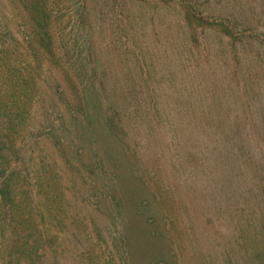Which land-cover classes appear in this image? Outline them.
I'll return each mask as SVG.
<instances>
[{"label":"rangeland","instance_id":"rangeland-1","mask_svg":"<svg viewBox=\"0 0 264 264\" xmlns=\"http://www.w3.org/2000/svg\"><path fill=\"white\" fill-rule=\"evenodd\" d=\"M0 14V264L260 263L264 0Z\"/></svg>","mask_w":264,"mask_h":264},{"label":"trees","instance_id":"trees-1","mask_svg":"<svg viewBox=\"0 0 264 264\" xmlns=\"http://www.w3.org/2000/svg\"><path fill=\"white\" fill-rule=\"evenodd\" d=\"M17 2H18V4H23V0H17ZM37 5L41 6V3L38 2ZM34 11L35 12H37V11L41 12L40 9L38 7H36V6L34 7ZM78 12H79L78 17H81V18H85L86 19L85 9L84 10L82 9V10H80ZM42 13L47 14V12L45 10ZM48 17H49V12H48ZM35 21H36V17H35ZM36 22L39 25L41 24L38 21H36ZM41 29L44 30V27H41ZM48 34H49V32H47V35ZM11 36H12V33H11L9 27H8V23L6 22V20L4 19V17L0 14V45L2 47L8 46V49L16 48V44L14 43L13 39H11ZM262 172H264V171L262 170ZM6 179L7 178H5V179L1 178L0 179L1 180L0 181V191L3 194V197H6L5 195L10 193V191L7 189V181H6ZM3 189H6V190L5 191H2ZM255 243L256 242H254V245H255ZM254 245H253V248H252L253 252L255 251ZM12 255L13 254H9V258L6 257L5 261L2 264H21L19 261L13 262L12 260H15V259H13ZM254 255H255V258L257 260H259V262H260L259 264H262L261 262H262V260H264V254L256 251Z\"/></svg>","mask_w":264,"mask_h":264}]
</instances>
